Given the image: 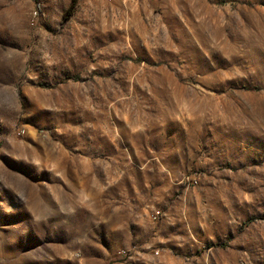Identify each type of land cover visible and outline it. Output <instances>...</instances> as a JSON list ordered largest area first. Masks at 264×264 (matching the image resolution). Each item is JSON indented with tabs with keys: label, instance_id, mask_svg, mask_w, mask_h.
I'll list each match as a JSON object with an SVG mask.
<instances>
[{
	"label": "rangeland",
	"instance_id": "374dc122",
	"mask_svg": "<svg viewBox=\"0 0 264 264\" xmlns=\"http://www.w3.org/2000/svg\"><path fill=\"white\" fill-rule=\"evenodd\" d=\"M71 1L0 0V264H264V0Z\"/></svg>",
	"mask_w": 264,
	"mask_h": 264
},
{
	"label": "trees",
	"instance_id": "16d2710c",
	"mask_svg": "<svg viewBox=\"0 0 264 264\" xmlns=\"http://www.w3.org/2000/svg\"><path fill=\"white\" fill-rule=\"evenodd\" d=\"M74 4H75V0H72L70 6H69V8H68L69 11L72 10V9L74 8ZM71 13H72V12H70L69 14L71 15Z\"/></svg>",
	"mask_w": 264,
	"mask_h": 264
}]
</instances>
